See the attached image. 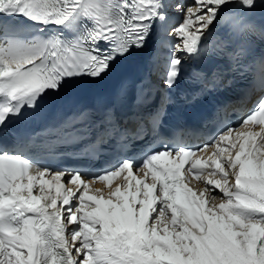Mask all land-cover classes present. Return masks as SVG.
<instances>
[{"label":"snow or ice","instance_id":"6c2138e0","mask_svg":"<svg viewBox=\"0 0 264 264\" xmlns=\"http://www.w3.org/2000/svg\"><path fill=\"white\" fill-rule=\"evenodd\" d=\"M173 16L162 87L122 82L99 120L81 108L40 131L19 130L44 119L69 85L119 73ZM257 37L264 43V0H0V264H264V100L208 143L162 141L138 153L125 144L134 154L95 173L44 168L15 150L49 133L71 148L90 139L72 131L80 123L103 129L97 143L122 120L136 124L133 141L156 132L189 60L203 65L194 100L239 98L238 75L258 64L264 79V56L252 50ZM209 148L207 161L189 163ZM97 181L108 184L107 196L99 188L89 195Z\"/></svg>","mask_w":264,"mask_h":264}]
</instances>
